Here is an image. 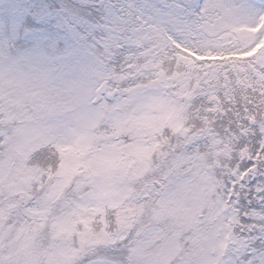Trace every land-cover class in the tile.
Here are the masks:
<instances>
[{
	"label": "snow or ice",
	"instance_id": "snow-or-ice-1",
	"mask_svg": "<svg viewBox=\"0 0 264 264\" xmlns=\"http://www.w3.org/2000/svg\"><path fill=\"white\" fill-rule=\"evenodd\" d=\"M0 264H264V0H0Z\"/></svg>",
	"mask_w": 264,
	"mask_h": 264
}]
</instances>
